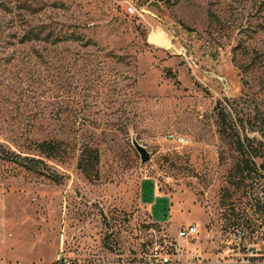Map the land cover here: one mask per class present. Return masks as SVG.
I'll return each mask as SVG.
<instances>
[{
	"label": "rangeland",
	"instance_id": "1",
	"mask_svg": "<svg viewBox=\"0 0 264 264\" xmlns=\"http://www.w3.org/2000/svg\"><path fill=\"white\" fill-rule=\"evenodd\" d=\"M39 27L96 46L20 42ZM221 109L242 137L264 121V0H0V145L67 149L46 161L55 182L0 158V264L127 253L155 225L189 224L192 252L264 264V204L248 202H264V176L228 185ZM84 145L94 180L77 169Z\"/></svg>",
	"mask_w": 264,
	"mask_h": 264
},
{
	"label": "trees",
	"instance_id": "2",
	"mask_svg": "<svg viewBox=\"0 0 264 264\" xmlns=\"http://www.w3.org/2000/svg\"><path fill=\"white\" fill-rule=\"evenodd\" d=\"M21 43L43 42L46 44L57 45L65 42H80L83 46H96L90 41L83 42L82 39L73 32L70 34L54 33L46 30L45 27H39L37 30H28L23 34ZM92 44V45H89ZM218 132L227 142L231 149L236 153V159L228 174V185L236 189L247 188L253 184L256 177L264 176V121L259 120L256 136L249 137L246 134L243 137L240 131L244 129V124L233 121L228 113L223 109L218 111ZM31 150L36 156H21L11 151H5L0 145V158L15 164L24 170L36 175L45 177L55 182V178L47 175L46 161H63L67 157V149L64 143L55 140H43L34 142ZM99 163V153L96 148L84 145L80 149L77 169L88 180L97 178V167ZM225 194L226 191H225ZM252 207L260 208L264 202L258 199H249ZM233 210V205L231 204ZM241 223H238L240 225Z\"/></svg>",
	"mask_w": 264,
	"mask_h": 264
},
{
	"label": "built area",
	"instance_id": "3",
	"mask_svg": "<svg viewBox=\"0 0 264 264\" xmlns=\"http://www.w3.org/2000/svg\"><path fill=\"white\" fill-rule=\"evenodd\" d=\"M128 12L133 13V9L128 8ZM197 239L198 229L194 224L179 227L175 235L167 233L165 226L155 225L138 250L121 253L113 248L102 255L85 256L62 250L48 264H224L220 259L192 252L191 246Z\"/></svg>",
	"mask_w": 264,
	"mask_h": 264
},
{
	"label": "water",
	"instance_id": "4",
	"mask_svg": "<svg viewBox=\"0 0 264 264\" xmlns=\"http://www.w3.org/2000/svg\"><path fill=\"white\" fill-rule=\"evenodd\" d=\"M133 146H134L136 152L139 154L140 160H141L142 163H145V162L149 161V155H148L147 151L144 148H142L136 142H133Z\"/></svg>",
	"mask_w": 264,
	"mask_h": 264
},
{
	"label": "bare ground",
	"instance_id": "5",
	"mask_svg": "<svg viewBox=\"0 0 264 264\" xmlns=\"http://www.w3.org/2000/svg\"><path fill=\"white\" fill-rule=\"evenodd\" d=\"M162 40L164 45H168V41L166 39L163 38Z\"/></svg>",
	"mask_w": 264,
	"mask_h": 264
}]
</instances>
